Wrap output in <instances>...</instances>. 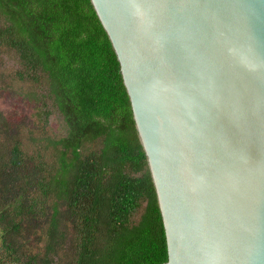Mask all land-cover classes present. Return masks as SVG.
Listing matches in <instances>:
<instances>
[{
  "label": "water",
  "instance_id": "water-1",
  "mask_svg": "<svg viewBox=\"0 0 264 264\" xmlns=\"http://www.w3.org/2000/svg\"><path fill=\"white\" fill-rule=\"evenodd\" d=\"M163 224L165 264H264V0H90Z\"/></svg>",
  "mask_w": 264,
  "mask_h": 264
},
{
  "label": "trees",
  "instance_id": "trees-1",
  "mask_svg": "<svg viewBox=\"0 0 264 264\" xmlns=\"http://www.w3.org/2000/svg\"><path fill=\"white\" fill-rule=\"evenodd\" d=\"M0 48L15 56L17 81L45 85L64 131L47 140L50 151L26 158L0 114V246L7 263L165 264L147 160L90 0H0ZM36 230L42 237L32 245Z\"/></svg>",
  "mask_w": 264,
  "mask_h": 264
},
{
  "label": "rangeland",
  "instance_id": "rangeland-1",
  "mask_svg": "<svg viewBox=\"0 0 264 264\" xmlns=\"http://www.w3.org/2000/svg\"><path fill=\"white\" fill-rule=\"evenodd\" d=\"M16 69L18 64L15 56L0 48V114L9 123L10 141L18 144L27 158L50 151L47 140L63 135V119L50 105L45 85L40 84L38 87L30 82L17 81L14 77ZM41 237V233L36 230L30 234L29 240L33 245ZM2 255L0 246V264H9Z\"/></svg>",
  "mask_w": 264,
  "mask_h": 264
}]
</instances>
